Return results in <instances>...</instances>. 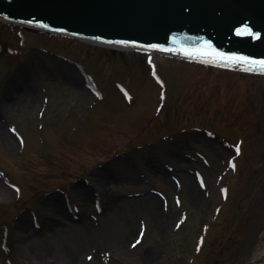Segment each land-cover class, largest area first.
Instances as JSON below:
<instances>
[{
    "label": "rangeland",
    "instance_id": "1",
    "mask_svg": "<svg viewBox=\"0 0 264 264\" xmlns=\"http://www.w3.org/2000/svg\"><path fill=\"white\" fill-rule=\"evenodd\" d=\"M263 252L264 75L0 21V264H246Z\"/></svg>",
    "mask_w": 264,
    "mask_h": 264
},
{
    "label": "water",
    "instance_id": "2",
    "mask_svg": "<svg viewBox=\"0 0 264 264\" xmlns=\"http://www.w3.org/2000/svg\"><path fill=\"white\" fill-rule=\"evenodd\" d=\"M0 17L93 41L155 45L178 54L264 68L252 63L264 61V0H0ZM238 29L252 34H237Z\"/></svg>",
    "mask_w": 264,
    "mask_h": 264
},
{
    "label": "bare ground",
    "instance_id": "3",
    "mask_svg": "<svg viewBox=\"0 0 264 264\" xmlns=\"http://www.w3.org/2000/svg\"><path fill=\"white\" fill-rule=\"evenodd\" d=\"M195 182H193L192 184H191V186L193 187H191V190H192V192H193V195L194 196H198V194L196 193V191H197V189L195 188ZM75 192L78 194V195H80V196H82V197H84L85 198V196H86V194L84 193V191H81L80 189H78L77 187H75ZM148 198V197H147ZM199 200L200 198H199V196H198V198H196L195 200ZM145 204H146V206L149 208V209H151V211H152V213H154V215L156 216V214H157V212H158V205H159V200H158V198H156L155 196H149V198L148 199H145ZM157 218V217H156ZM21 225L20 226H22V225H24V223L22 222V220H20V222H19Z\"/></svg>",
    "mask_w": 264,
    "mask_h": 264
},
{
    "label": "snow or ice",
    "instance_id": "4",
    "mask_svg": "<svg viewBox=\"0 0 264 264\" xmlns=\"http://www.w3.org/2000/svg\"><path fill=\"white\" fill-rule=\"evenodd\" d=\"M237 34H248V35H251L252 33H251V31L248 30V29H243V30L238 29V30H237ZM116 43H127V42L118 41V42H116ZM152 47L155 48L156 46L153 45ZM230 59H233V60H246L247 58H246V57H231ZM252 63H253V64H261V65H264V61H253ZM236 154H237V155L240 154V146H239V145H236ZM229 166H230V167H233V168L235 167L234 165L231 164V162H230V165H229ZM222 191H223V190H222ZM136 243H139V240H137ZM133 247H135V244L133 245ZM197 251H199V245L197 246Z\"/></svg>",
    "mask_w": 264,
    "mask_h": 264
}]
</instances>
